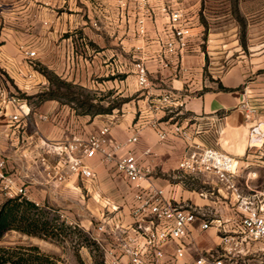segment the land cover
Here are the masks:
<instances>
[{"label":"crops","instance_id":"crops-1","mask_svg":"<svg viewBox=\"0 0 264 264\" xmlns=\"http://www.w3.org/2000/svg\"><path fill=\"white\" fill-rule=\"evenodd\" d=\"M51 1L44 9L50 16L49 22H55L53 25L35 28L12 21L7 26L0 19V155L7 158L6 163L13 165L23 184H26L25 197L36 204L43 202L47 197V185L59 194L73 192L82 204L84 197L90 195L96 205V211L91 216L93 219L99 218L102 201H109L119 207L116 216L120 222L128 224L134 203V188L115 171L112 164L103 163L99 156L88 161L94 173L91 180L72 176L62 183H55L50 177L47 181L42 173L41 159L49 165L53 164V157L41 147L42 142L85 138L108 126L109 136L115 140L122 141L132 135L137 137L129 148L140 168L148 175V181L163 190L166 202L208 207L223 221L232 218L230 193L208 176L192 179L181 175L178 163L191 146L209 147L238 161L239 188H243L248 173L255 174L253 184H264V52L251 60L250 68L235 66L217 78L211 77L215 80L212 86L203 75L204 59L198 52V38L190 42L186 51L171 57L167 67L159 63L160 41L169 33V25H161L159 9L152 10L154 18L146 24L148 37L145 36L146 47L143 48L147 52L140 58L147 69L148 82H152L146 88L137 86L133 65L125 59L121 60V76H114L110 69L113 60L107 63L108 58L101 61L96 56L84 60L80 57L75 76L82 79L87 76L89 79L103 78L101 84L106 90L113 89L115 85L122 99L119 107H111L106 114L74 116L55 100H44L35 109L29 104L30 115L21 124H10L9 117L16 112V108L3 103L4 98L16 96L17 91L26 95L35 94L39 85L45 83V78L29 67L20 46L35 51L39 64L51 70L55 65L51 53L56 49L59 52V48L68 42V39H62L58 43L61 34L70 32L69 28L79 29L74 43L79 42L85 51H88L87 42L99 45L103 41L102 32L91 31L92 28L81 21L78 15L80 8L74 5L75 2L73 15H70L73 18H69L74 21V26H67L65 13L53 18ZM63 1L59 0L60 5ZM192 30L199 34L197 28L192 27ZM104 33L108 46L106 56H113L115 45H120L122 50L130 48V33L125 28L117 30V37H114L112 28ZM131 80L135 82L133 92L138 93L132 100L129 99ZM242 104L256 110L251 121L244 119ZM43 116L46 118L41 119ZM254 125H259L260 133L258 138L251 140L250 127ZM162 134L164 139H160ZM250 143L257 145L250 147ZM203 190L212 191L213 195L203 199L198 194ZM188 236L180 259L173 258L175 243L164 245L165 264H193L196 250L205 253L215 249L219 243L213 229L199 232L197 224L189 229ZM122 262L127 264L125 260Z\"/></svg>","mask_w":264,"mask_h":264},{"label":"built area","instance_id":"built-area-1","mask_svg":"<svg viewBox=\"0 0 264 264\" xmlns=\"http://www.w3.org/2000/svg\"><path fill=\"white\" fill-rule=\"evenodd\" d=\"M167 18L169 33L162 41L158 56L163 67L168 66L171 57L186 51L190 42L197 38L196 32L183 23L181 10H170ZM137 29L143 36L142 20H139ZM20 50L29 67H35L36 52L23 46ZM133 68L137 85L146 88L149 82L143 61H136ZM3 103L16 108L9 117L10 124H21L30 115V107L16 96H6ZM241 107L244 119L251 121L256 110L246 104ZM259 133V125L250 127L251 140L258 138ZM164 137L160 135V139ZM136 141L134 135L122 141L115 140L109 136V127L103 126L85 138L41 143L46 153L53 157V164L49 165L44 159H41V164L48 169V175L55 183H62L72 176L80 180L93 179L94 173L88 161L99 156L103 163L112 164L115 171L134 188L128 224L120 222L116 216L119 207L109 201H104L99 218L93 219L96 227L92 240L103 252L106 264H123L122 260L127 264H165L163 247L170 243H175L173 258L180 259L186 246L184 241L189 240V229L195 224L199 232L213 229L219 243L215 249L205 253L196 250L193 264H264V184L257 186L252 183L255 174L248 173L243 188H239V165L233 156L198 145L191 146L183 155L178 163L181 175L192 179L208 176L230 193L234 216L223 221L211 208L166 202L163 190L148 181V175L140 168L129 148ZM250 147L256 146L250 143ZM4 168L5 160L0 155V184L7 198L25 197L26 189L17 184L15 178L7 176ZM198 194L208 199L213 192L203 190Z\"/></svg>","mask_w":264,"mask_h":264},{"label":"rangeland","instance_id":"rangeland-1","mask_svg":"<svg viewBox=\"0 0 264 264\" xmlns=\"http://www.w3.org/2000/svg\"><path fill=\"white\" fill-rule=\"evenodd\" d=\"M49 2L50 0H0L1 23L8 26L15 21L20 25L30 24L35 28L53 25L55 22H49L50 16H47L44 9ZM70 2L68 4V0H64L60 5L59 0H52L53 18L65 13L68 18L67 26H74V21L69 18H73L70 15H73L75 2L74 5L80 8L78 15L81 21L92 28L91 31L102 32L103 41L99 45L86 41L88 51H85V47L79 42L74 43L80 33V31L77 33L79 29L69 28L70 32L61 34L58 43L62 39H68V42L63 48H59V52L56 49L51 53V60L55 62L53 68L51 70L44 68L37 59L35 67L32 68L35 74L45 78L44 85H39L37 92L31 95L17 91L16 97L25 101L28 106L30 104L34 109L44 100H55L74 116L106 114L111 107H119L122 99L116 86L106 90L101 84L103 78L89 79L87 76L82 79L75 76L77 62L80 57L84 60L96 56L101 61L108 58L107 63L113 60L110 66L111 72L114 76H121L122 59L130 62L132 66L142 58V54L146 55L147 51L143 49L146 47V24L154 18L152 10L156 9L162 14L161 25H169L168 13L170 10L178 9L182 12L183 23L199 30L196 36L200 42L198 52L202 53L204 59L203 75L212 86L215 80L211 77L217 78L222 72L235 66L250 68L251 60L255 59L257 54L264 52V0H71ZM59 5L60 7L57 8ZM139 20L144 23L143 36L137 32ZM110 28L114 30V37L118 35L117 30L125 28L129 31L130 48L122 50L120 45H115L113 56L109 57L106 56L105 49L108 46L105 43L104 32ZM164 39L165 37L160 41V49ZM55 45L58 47L57 42ZM64 74H66L65 78ZM134 85L135 82L131 80L129 98L131 100L138 94L133 92ZM3 159L5 174L15 178L17 184L25 188L26 184H23L13 165H10V162L6 163L7 158ZM43 167L42 173L48 181L50 177L48 169L44 165ZM50 189L47 185V197L38 204L45 205L59 222L63 221L69 228L75 227L80 233L93 239L96 224L91 216L96 211V205L90 195L84 197L82 204L73 192L63 191L59 194ZM5 198L7 196L0 184V202ZM65 233L62 241H55L10 231L0 239V247L35 246L40 252L53 257L55 264H106L103 252L96 243L97 247L94 248L88 245L80 234H70L67 231Z\"/></svg>","mask_w":264,"mask_h":264},{"label":"trees","instance_id":"trees-1","mask_svg":"<svg viewBox=\"0 0 264 264\" xmlns=\"http://www.w3.org/2000/svg\"><path fill=\"white\" fill-rule=\"evenodd\" d=\"M219 88L223 89L222 87ZM10 231L55 241H62L66 235L65 231H67L70 234H80L88 245L94 248L97 247L91 238L80 233L75 227L69 228L63 221L59 222L58 218L45 205L40 206L22 196L5 198L0 202V239L5 233ZM55 263L53 257L40 252L35 246L0 247V264Z\"/></svg>","mask_w":264,"mask_h":264},{"label":"bare ground","instance_id":"bare-ground-1","mask_svg":"<svg viewBox=\"0 0 264 264\" xmlns=\"http://www.w3.org/2000/svg\"><path fill=\"white\" fill-rule=\"evenodd\" d=\"M252 144H255V143H252ZM259 144V143H258ZM255 145H257V144H255Z\"/></svg>","mask_w":264,"mask_h":264}]
</instances>
